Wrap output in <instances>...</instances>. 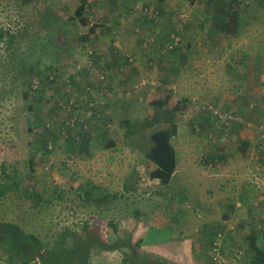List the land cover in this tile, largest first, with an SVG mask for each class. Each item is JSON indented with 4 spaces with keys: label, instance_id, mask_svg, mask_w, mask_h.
<instances>
[{
    "label": "rangeland",
    "instance_id": "rangeland-1",
    "mask_svg": "<svg viewBox=\"0 0 264 264\" xmlns=\"http://www.w3.org/2000/svg\"><path fill=\"white\" fill-rule=\"evenodd\" d=\"M89 1L85 9L88 24L82 25L74 18L78 0H31L28 4H22L20 0H0V30L4 33L8 31L13 37L11 43H8L7 35L0 40V168L3 165L7 173L14 175L20 182L18 190L8 191L0 199V220L16 223L25 231L42 236L47 232L55 233L66 226L79 232L80 226L88 223L99 227L103 237L108 240H113L118 235L130 234L132 242L144 238L149 229L145 237L149 244L138 249L139 253L160 256L170 264H210L212 256L215 261L211 264H245L247 252L244 238L248 222L254 223L257 229L264 223V192L258 191L259 186L264 185V173L249 171L244 180L237 178L238 182H234L238 185L244 181L247 185L249 183L257 187L255 192L263 197L255 199V208L259 214L254 213L253 217L252 212L255 211L249 203L232 216L229 225L222 223L231 218L228 208L223 216L215 211L214 205L218 201L214 197L215 191L204 185L200 178L202 173L209 175V178L213 175L207 170L214 167L204 164L203 157L210 153L206 148L224 146L222 151L217 150L218 155H224L222 159L226 165L231 158L228 149L235 141L229 131L219 134L221 128L218 127H221L222 121H217L216 124L212 118L204 117L206 115L201 113L203 108L211 107L213 112L217 111L221 115L232 111L235 116H239L237 112L241 110L240 107H243V110L255 111V108L248 107L252 100H240L241 93H245L244 88L247 87V78L237 80L232 69L239 59H243L244 64H239V67L241 66V71L244 70L247 74L248 65L245 58L249 56L246 50L243 52L234 47L225 49V45H229L227 36L221 32H209L216 26V18L212 10L205 6L206 0H166L167 7L162 4V25L143 24L140 27L138 24L135 27V19L140 20L143 6H156L160 0ZM232 3L233 1L230 5ZM47 9L57 16L58 21L53 24L51 30L58 33V44L68 45V51L39 53V46L46 36H43L44 31L39 25L38 13ZM228 9L230 12L237 10L240 12L238 14L248 19L237 23L239 34L262 31L261 28H264V0H243L240 5L234 4ZM170 21L178 31L187 28L189 32L195 31V35L199 31L206 34V39L201 36L190 38L194 46L188 49L189 55L197 49L199 53L194 52L195 55L191 56L194 62L188 66L172 61L169 53L165 54V57H156L153 64V54L159 52L157 46L169 29ZM61 24L66 25L65 30L61 28ZM93 25L99 28L91 33L89 29ZM135 32L143 35L141 47H135L139 53L137 56L133 55L131 50L122 49L126 48L124 41L128 42L127 47L134 45ZM149 34L152 41H144L143 38ZM262 36L264 37V33ZM182 40L183 37H180L176 41L180 45ZM93 51L103 53L105 58L100 60V64L105 66L110 76H116L114 83L111 80L113 94L96 107L99 113L92 114V118L88 114L91 119L90 129L99 130L106 122L107 135L101 139V136L96 137V132L90 155L84 158L68 151L64 139L55 140L54 144L51 143L49 152L41 151L39 154L37 148L40 146L43 131L41 122H55L54 116L47 117V114L60 96L59 82H45V94L49 103L44 106L46 111L43 112L42 108V112L38 113L39 118L35 117V112L39 109L35 107L34 110H29L33 101L26 99L22 90L23 81L32 79L34 75L27 78L22 75V62L39 60V71H46L48 75L51 67L57 79H62L68 72H74L76 75L78 67L80 72L81 68L88 67L91 63L88 54ZM204 51L206 55L202 56ZM31 52L33 55L29 60L27 57ZM261 52L264 53V48H259L257 55L253 54L254 64L259 61ZM216 53L220 59L211 66L210 62ZM114 54L124 55L126 61H115ZM201 58H204L203 66L199 65ZM162 62L167 68L168 65L172 68L161 70L158 65ZM100 71L94 65L91 66L90 82H96L97 76L101 75ZM119 81H124L121 85L126 87L125 92H128V95L118 92L121 86L115 83ZM79 82L77 87L82 90L75 93L77 96L73 95V98L79 97L82 91L83 98H90L93 93L98 94L97 91L88 93L92 89L84 88L86 83L82 76ZM162 91H165L166 95L168 93L171 102L163 107H153L154 103L151 104V101H155ZM230 92L238 98L237 102L231 103L222 99L221 94L229 95ZM162 111L167 114L165 122L162 119ZM251 111L247 113H254ZM257 113H261V110ZM153 116L159 122L155 125L158 128L169 124L176 125L177 132L172 137L171 144L177 152L178 167L175 176L166 186H162L157 179L149 178L154 166L144 154L148 148L145 137L154 129L153 125L148 124ZM202 118L207 119L205 127H212L204 133H201ZM33 120L37 121L34 124L38 125L33 132H27ZM249 125L250 129H253L250 131H255L254 138H259V141L264 143V133H260L264 119L259 122L251 120ZM110 139L113 140L114 147L104 149L105 143ZM227 175L231 177L230 173ZM30 178L35 182L34 190L40 195V199L29 200L24 197V191L33 188V184L29 182ZM87 181H91L104 192L117 193L118 199L103 205L101 211L94 209L91 204L88 207L81 201L77 191L78 185ZM197 187L204 190L205 194L210 191V194L200 195ZM225 188L228 186L223 187ZM228 198L230 197L223 196L222 199ZM208 203L211 208H207ZM135 211L140 212L136 219L133 215ZM249 217L253 218L250 220ZM110 221L117 226L116 236H113L107 227ZM215 223L225 225V229L215 228ZM203 225L214 227L213 232L220 230L222 234V242L220 239L219 244L215 246L218 256L213 253V246L209 245L210 235L202 236ZM169 229H173L178 242L153 247V242L170 240L172 235ZM180 235L188 236L187 239L195 243L188 249L187 243L185 245L180 241ZM91 262L119 264V254L97 255Z\"/></svg>",
    "mask_w": 264,
    "mask_h": 264
},
{
    "label": "trees",
    "instance_id": "trees-1",
    "mask_svg": "<svg viewBox=\"0 0 264 264\" xmlns=\"http://www.w3.org/2000/svg\"><path fill=\"white\" fill-rule=\"evenodd\" d=\"M20 1L22 2V4H28L31 0ZM163 1L164 0H160L159 3L155 4L156 6H153L152 18H149V16L147 15V23L150 26H157L159 23H161L162 25V16H164V11L162 10ZM232 1L233 4H235L236 0H230V2ZM89 2V0H78V7L74 13V18L78 19L82 25L88 24L85 9ZM230 2H226V0H207V3L205 4V6L208 7V9L212 10L215 15L217 26L216 29L221 32H225L226 34H230L233 32L237 15V13L235 12L236 10H234V12H230V10L228 9V7H231ZM227 12L230 14L232 13V15H229ZM38 16L40 20L39 25L44 31L43 36H46V39H44L43 37L42 43L39 46V53L48 54L50 52L52 53L54 50L68 51V45L66 46L58 44L57 37L59 35L56 31L51 30L53 29V24L58 21L57 16L48 9L40 10ZM142 18H144V16H142ZM61 28L65 30L66 25L61 24ZM96 28L98 29L99 27L93 25L92 28L89 29V31L91 33H94L96 31ZM176 30L178 31L177 27H173V23L171 24L170 21L169 29L164 33L162 39H160V44L157 46V49L159 51L158 54H153V64L155 63L156 57H165V54H173L179 51L180 52L178 53V55H176V58L184 59L182 51L178 50V47L181 45H179L177 41H175V37H171V34H174ZM209 32H212V30H210ZM4 35L8 36V43H11L13 41V37L8 31L4 33L2 30H0V40ZM97 36L98 35H96V39H98ZM145 37L143 38L144 41ZM148 37L152 38L150 34L148 35ZM83 40L84 38H82L81 41ZM32 55L33 53L31 52L27 58L31 60ZM121 57L123 61H126L124 55H122ZM103 58H105V56L103 57V53H98L96 51L88 54V59L91 61L92 65L97 67L99 71L102 70L105 73V66L100 64V60ZM39 65V60H35L33 62L23 61L21 65L22 75H24L26 78L34 75L32 79L23 81L22 90L24 93V97L26 99H32L33 101V103L29 107V110H34L35 107L39 109L35 112V117L37 118H39L38 113L42 112V108L43 112H45L46 110L44 106L46 102H48L49 98L45 94V81L50 76V74L46 75V71H39ZM158 66L161 70H168L163 62ZM49 69H51L48 70L49 73H54V70L51 67H49ZM134 72L135 70H133V73ZM81 75L83 76V80L86 83L85 86H88L92 89H97L98 85L100 84L97 82V78L95 79L96 82H90V79H92V77H89L88 72H86L85 70H83V73ZM120 83L124 84V81H121ZM33 86H35L34 89ZM77 86L78 83H75V81H73L72 87L75 90L73 91L75 96H77L75 93H78L79 90H82L81 87ZM83 93L84 92L82 91L80 95H78L79 97H74L76 99V102H79L78 99L80 97L82 98L81 95ZM84 100H86L85 105H87L91 101L89 97L85 98ZM168 102H171L168 93L166 95L165 91H162L159 97L157 96L155 101H151V104L154 103L153 107H163L166 106V103ZM65 105L66 104L59 105L55 100L52 109L48 111L47 114V117L56 115L55 122H53L52 125L48 127L46 126V122H41L43 131L41 134L42 140L40 146L37 148V152L39 154L41 151H44V153L49 152L50 149H48V146H51V143L54 144L55 140L61 139L57 131L59 128V125H57L59 115L58 112L62 111L63 106ZM97 107H99V105ZM172 108H169V110L172 111L174 109ZM87 112L96 114L99 113L98 108L96 107H87ZM228 112L233 113L232 111ZM201 113L206 115V117H210V113H212V110L205 108L201 111ZM166 115L162 111V119L164 122L165 118L167 117ZM35 122L37 121L33 120L30 122V125L27 128V132H33L34 128L38 125V123L34 124ZM38 122L40 123V121ZM88 122H91V119ZM105 123L101 129L96 131L89 129L90 127L84 129L79 127V125H76V129L72 133H68L67 138L64 139L67 150L76 156L81 155V157L83 158L90 155L91 143L92 140L95 139V136H101L100 138L102 139L107 135V129H105V127L108 124ZM157 123L159 122L158 120L156 121L154 119V116L153 119L148 121V124L153 125L154 129L149 136L145 137L148 148H146L144 154L145 158L152 165H154V169L149 173V178L153 180L157 179L162 186H166L169 183L170 178L176 168V153L171 144V139L176 134V125L169 124L167 126L164 125V127L158 128L157 126H155ZM50 140L52 142H50ZM113 147L114 142L112 139L108 140L104 145V149H112ZM29 182L33 184L31 185L33 188L30 189V191H24V197L29 200L40 199V195L34 190V180L30 178ZM19 183L20 182L15 178V176L7 173L5 167L1 165L0 199H2L8 193V191H11L13 189L18 190ZM77 191L79 198L85 205L89 207V205L91 204L94 209L98 208L99 211H101L100 208L106 203L118 199L117 193L111 194L104 192L100 189V187L93 184L91 181H87L85 184H79L77 187ZM133 215L136 219L139 217L140 212L135 211ZM253 224L254 223H250L249 225H247V233L246 237L244 238V241L246 242L247 252L245 264H264V223L263 225H259L258 229L256 225ZM107 227L112 231V235L116 236L117 226L113 225L110 221ZM79 230L80 231L78 232L72 227L66 226L62 229L57 230L55 233L47 232L46 235L42 236L40 234L27 232L16 223L0 220V264H92L91 259L94 256H103L113 253L119 254V264H170L167 260L161 258L160 256H152L146 253H139L138 249L149 244L145 239L140 238L137 241L132 242L130 234H124L123 236H116L113 240H108L103 237L99 227H97L96 225H89L88 223H83L80 226ZM148 231L149 229L147 230V233ZM206 233L212 236V238H215L216 232L208 230L206 231ZM213 243L214 241L209 238L210 246H213ZM211 260L213 262V256L211 257ZM212 262L209 261L210 264Z\"/></svg>",
    "mask_w": 264,
    "mask_h": 264
},
{
    "label": "crops",
    "instance_id": "crops-1",
    "mask_svg": "<svg viewBox=\"0 0 264 264\" xmlns=\"http://www.w3.org/2000/svg\"><path fill=\"white\" fill-rule=\"evenodd\" d=\"M149 1H151V0H149ZM164 1H165V3L163 2L162 4H165L167 7L168 3H166V0H164ZM206 3H207V0L205 1V4ZM233 5L234 4L232 3L230 6H233ZM146 8L153 9V6H151L150 4L143 6L142 16H144V18H142V16H141L140 20H138L136 18L135 19V27H136V24H138L139 27L142 26L143 24H148L147 19H146L147 17H146V15H144V11ZM235 12H237V15H236L234 29H233L232 33L226 34L225 32H221L218 29H216L217 26L214 27V29L211 33L221 32L222 34H224V36H227V38L229 39V45L226 44L225 49H231L234 47L236 50H241L243 52H244V50H246V53L249 56V57L245 58L247 61V65H248L247 74L244 70L241 71V69H240V68H242L241 66L239 67V64H244L243 59H239L238 62L236 63L237 65H233L232 69H234L233 74L235 75L237 80L242 79L243 77L247 78V83H246L247 87L244 88L245 93H241V95H240L241 99L240 100L241 101H247V102L252 100V102L250 104H248V107L250 109L255 108V111H251L248 109L243 110V107H240L241 110L239 112H237L239 114V116H235V114L233 113L234 120L230 123L229 126H226L225 121L218 120L213 115V113L210 117H208V118H212L213 122H215L216 124H217V121H222V123H220V124H222L221 127H218V128H221L219 131V134L222 132L227 133L229 131L235 137V141H234V144L231 145V147L228 149L229 150L228 154L231 158L228 159L229 161L226 165L223 164L224 160L222 159L223 158L222 156H224V155H222V154L218 155V150L222 151L223 149H225L224 146H221V147L217 146L218 148H216L214 146H210V147L206 148V151L210 150V153H206V155L203 157L205 160L204 164L205 165L209 164L210 166L214 167L212 170H207L208 172H211L213 175L211 178H209V175L202 173L203 176L200 178V180L203 181L204 185L210 186L212 188V190L215 191L214 197L218 200L217 204L214 205L215 211L217 213L222 214V216H223V214L227 213L225 210L228 208L227 210H228V213H229L231 218L227 221H222V223H225V225L226 224L229 225L232 222V216L237 214L241 208L246 207L245 205H248L249 203L253 206V209L255 211V212H252L253 217H254V213L259 214V212L255 208L256 207L255 205L257 202V201H255V199L259 196L263 197V195H259L257 192H255V189H257V187L255 188V186H252L249 183H248V185L246 183H243L244 181H241V183H239L238 185H235V183H234V182H238L237 178L244 180L245 174L248 173L249 171H252L255 173V170H256L257 172L261 171L262 173H264V143L260 142L259 138H256V139L254 138V136H255L254 132L255 131H250L253 129L252 128L250 129V125H249L251 120H253L254 122H256V121L259 122L260 119H262V118L264 119V53H262V52L260 53L259 61L256 62V64L258 66L256 64H254V61L252 62L253 58H255V56L253 54L256 53V55H257L258 49L264 48V37L262 36V34L264 33V28H261L262 31L255 30V32H248L247 34L244 33L242 35L239 34L240 31H238L236 29L239 27V25H237V23L244 22L248 19L246 17H243L242 14H238L240 12H238L237 10ZM179 18H181V17L179 16ZM263 18H264V16H263ZM135 33H136L135 34L136 40L134 41V45L132 44V45H130L131 47H127L129 44L127 41H124L123 44H124V46H126V48L124 47L122 49L124 51H130L131 50V52H133V55L137 56V54H139V53L137 51V48H135V47H137L136 45L141 44L143 35H140V33H138V32H135ZM175 34H176V36H175ZM195 34H196L195 31L189 32L187 28L185 30H182V29L179 31L176 30V32L174 34H171L172 38L175 37V41L178 38L183 37V40L181 41V44H180L181 46H179L180 48L178 47V50H181L182 54L184 55V59H177L176 55H178V53L180 51L173 53V54L169 53L168 56H170V59L172 58V61H174L175 63H177V62L181 63V65H184V66H188L194 62L192 60L193 58H191V56L195 55L194 52L199 53V50L198 49L193 50V51H191L193 53H191V55H189L188 49L190 47L194 46V45H192V41L190 40V38H194L195 36L196 37L201 36V37H203V39H206V34L202 33L201 31H199L197 35H195ZM124 36L126 37L127 34ZM138 36H140V39H138ZM125 37H123V39H125ZM184 37H186V38L184 39ZM254 40H256V42ZM239 41L243 42V44L240 43ZM183 43H185L184 46H183ZM114 55L115 56L113 57V59L115 60V58H116L117 62L122 60V57L120 54H114ZM201 55L202 56L206 55V51H204V53L202 52ZM214 56L215 57L212 58V61L210 62L211 66L213 65V63H217L218 59H220V56L218 55V53H216ZM199 60L201 61V63L199 61V65L201 64L203 66L205 64V62H202L204 60V58H201ZM252 64H254V65H252ZM168 68H172V67H169V65H168ZM237 82L240 85L242 84L241 81H237ZM237 88H240V86H237ZM232 93L230 92L229 95L221 94V97L224 101H229L231 103L237 102L238 98L236 99V96H234ZM227 97L229 99L226 100ZM251 104H253V105H251ZM243 106H245V104ZM234 107H236V109L238 108L237 105H234ZM257 110L258 111L261 110V113H257L258 112ZM250 111L254 112V113H247ZM204 117H206V116H204ZM202 119L203 120H202L201 125L203 127H201V133H204V132H206V130H208L210 128L212 129V127H205V126H207V123H208V122H206L207 119H204V118H202ZM260 133H262L261 130H260ZM244 136H247V137H244ZM173 149H175V148L173 147ZM175 153H176V168H175L176 170L174 171L175 173L172 174L173 176L170 179H172L175 176L176 171H177V167H178V161H177L178 156H177L176 151H175ZM256 159L258 161H256ZM205 167H207V166H205ZM222 169H224V170H222ZM227 173H230L231 177H228ZM197 186H199V182H197ZM226 186H228V188L223 189V187H226ZM197 188L199 190L200 195L205 194L204 190H201L199 187H197ZM258 191L264 192V185L259 186ZM207 194H210V191H208ZM207 194H205V196H207ZM223 196H224V198L225 197H230V198L222 199ZM209 204L210 203H208L207 208H211V205H209ZM253 217H251V218H253ZM251 218H250V220H251ZM249 224L250 223L248 222V225ZM225 225H221V224L218 225L217 223L214 224V226H216L215 228H220V230L225 229V228H223V227H225ZM202 228H203V230L201 231L202 236L207 234L206 231H208L210 229L212 231L214 229V227H210V226H206V225H203ZM169 230H171L170 233L172 235L170 240L167 242H163V241L153 242V247L178 242V240L175 238L176 234L173 231V229H169ZM220 230L216 232V235L217 234L222 235L220 233ZM145 237H146V232H145ZM145 237L142 239H145ZM179 237H180V241L182 242V244L186 245V243H187L188 249L195 243V241H192V240L190 242V240L187 239L188 236H186V235H180ZM210 238L213 241L215 240V238L214 237L212 238V236H210ZM222 239H223V237L221 236L220 242H222Z\"/></svg>",
    "mask_w": 264,
    "mask_h": 264
},
{
    "label": "built area",
    "instance_id": "built-area-1",
    "mask_svg": "<svg viewBox=\"0 0 264 264\" xmlns=\"http://www.w3.org/2000/svg\"><path fill=\"white\" fill-rule=\"evenodd\" d=\"M242 2H243V0H236L235 5H240V3H242ZM144 15H146V17L148 15L149 18H152L153 17V9L146 8L144 11ZM145 41H152V38H149L148 35H146ZM90 65L92 66V63H89L88 67L81 68V70H82L81 72H80V69L78 67L79 71L76 75L74 72H72V73L68 72V73H66L65 77H63L62 79H57L55 73H49L50 76L46 80L47 82H49V81H58L59 82L58 88L60 90V96L58 97V99L56 101H57V104H59V105L66 104L65 106H63V110L58 112L59 115H58L57 125H59V128L57 131H58V134H59L61 139L67 138L68 133H72L76 129L75 128L76 125H79V127L84 128V129L89 128L90 127V122H88L90 120L89 115L92 118V117H94V116H92V114H94V113L87 112V107L95 108L98 105L103 104L104 101H107L109 99V97L114 92L113 85H111V80H112V83H114V80H115L114 78H116V76L113 74H112V76H110L109 73H107V72L104 73V71L101 70L100 71L101 75L99 77L97 76V81L100 84L98 85L97 89L91 88L92 91L90 90L88 92V93H91V92L93 93L94 91H97L98 96L93 93V96L89 98L91 101L87 105H85L86 100H84L85 98H83V97L82 98L80 97L78 99L79 102H76V99L73 98L74 89L72 87V82L75 81V83L80 84L79 80H80V76H82L81 74L83 73V70L88 72V74L90 76L91 75V66ZM120 67H119V69H120ZM82 80H83V76H82ZM115 84H118L121 86L120 81L116 82ZM34 88H35V86H33V89ZM84 88L90 89L87 86H85ZM125 89H126V87L124 88L123 86H121V87H119L118 92H121V94L128 95L129 93L125 92ZM128 91H129V89H128ZM47 103H49V102H46V104ZM203 109H205V108H203ZM206 109L211 110V107H206ZM212 113L218 120L225 121L226 126H229L230 123L234 120L233 113H231V112H228V113L225 112L222 115L220 113H218L217 111L216 112L212 111ZM67 114H69V115H67ZM96 117H98V115H96ZM55 120H56V116L53 117V121H55ZM51 125H52V122H50V121L46 122L47 127L51 126ZM260 130L262 131V133H264V125L260 127ZM77 138H76V140H77ZM48 149H51L50 145L48 146ZM220 239H221V235L217 234L216 239L214 240V243H213L214 244L213 248H212V251H213V253H215V256H218V250L216 251L215 246H217V244H219L218 242L220 241ZM213 261H215L214 256H213Z\"/></svg>",
    "mask_w": 264,
    "mask_h": 264
}]
</instances>
